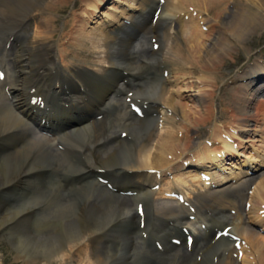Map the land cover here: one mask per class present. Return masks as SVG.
Returning a JSON list of instances; mask_svg holds the SVG:
<instances>
[{"label":"bare ground","instance_id":"1","mask_svg":"<svg viewBox=\"0 0 264 264\" xmlns=\"http://www.w3.org/2000/svg\"><path fill=\"white\" fill-rule=\"evenodd\" d=\"M7 1L0 0L5 36L0 40L5 74L0 80V158H8L0 161V239L10 242L15 258L75 264L71 259L76 254L77 264H264V233L249 225L262 224L264 231V173L247 178L249 171L264 165V143L244 154L246 143L254 140L245 134L262 130L248 128L250 120H264V111L250 113L256 98L259 106L264 102L258 97L264 94L262 61L256 59L257 64H249L234 79L245 81L230 101L237 105L233 116L238 122L229 114L234 107L227 106L223 111L231 122L206 126L207 132L199 125L211 123L215 112L211 89L204 88L206 82L215 87L217 79L202 72L204 58L196 57L201 70L192 66L204 38L197 27H203L206 11L216 14L235 43L256 24L258 12L246 13L235 0H226L227 9L225 0H125L103 14L105 0H80L74 3L79 10L73 35L59 37L73 51L64 66L60 59L66 50L57 51L56 19L49 14L61 13L73 0H12L11 6ZM252 1L264 6V0ZM4 15H13L6 27L3 22L10 18ZM38 16L33 31L23 33ZM145 20L148 24L142 27ZM145 27L149 41L134 34ZM215 33L205 46V59L211 62L219 56H209L229 39L226 33ZM11 37L18 44L6 49ZM83 49L89 59L81 56ZM185 80L195 90L199 109H187L174 98L187 91L188 85L176 89ZM31 89L56 100L48 111L41 109L49 116L68 114L59 111L72 104L84 108L85 118L42 133L29 120L37 108L30 102ZM84 97L91 103L80 104L88 103ZM126 97L143 109L139 117ZM99 175L109 177L116 193L99 182ZM126 188L135 192L130 204L118 193ZM211 225L226 234L215 238ZM176 226L195 235L192 256L181 257L174 250V242L184 245L185 238L173 231ZM145 231L146 239L137 236ZM149 240L163 244V250L147 248Z\"/></svg>","mask_w":264,"mask_h":264},{"label":"rangeland","instance_id":"2","mask_svg":"<svg viewBox=\"0 0 264 264\" xmlns=\"http://www.w3.org/2000/svg\"><path fill=\"white\" fill-rule=\"evenodd\" d=\"M7 1V0H6ZM74 1V2H73ZM72 2L70 1H68V5L66 4V6H65V8H64V10L63 11H61V13H60V11H55V12H51L49 15H53L54 17H55V19H56V24H55V26H56V30H55V33H54V36H53V40L54 41H56L57 42V44H58V52H59V50H66L65 51V53H64V55H61L62 57V59H60V61L62 62L61 64H64L65 62L64 61H66V63L65 64H67V62L69 61V58L71 59V54H72V52L73 51H71V53L69 52V49H67V46H66V44H65V41L67 40V39H65L64 38V40H61L59 37H60V35L62 34V33H64V32H66V33H68L67 34V38L70 36H72L73 35V31H74V29H72V27L74 26L73 24V17L75 16V13L79 10V8H76V5L74 6V3H77L78 1H80V0H73ZM115 1L116 0H106L105 1V3L102 5V7H101V11L100 12H102L103 14H104V11L105 12H109L107 9L109 8L108 6H114V5H120V4H122L121 2H125V0H118L120 3L118 4L117 2L115 3ZM226 1V0H225ZM225 1H223L224 3H225V7L226 6H228L229 7V1L226 3ZM231 1V0H230ZM234 1V0H233ZM8 2V1H7ZM238 3L239 5H241L240 6V8L242 7V8H244V9H242V10H244V11H246V13H251V12H258L257 13V15L256 16H258V17H256V18H258V19H256V24H254V25H252V28L251 29H249L248 31H246V33L245 34H243L240 38H239V40H238V43H235L234 42V40H231L230 38H232V37H229L228 35H230L231 33H230V30L229 29H226L225 30V28L224 27H222L223 25L221 24L222 22L220 21L219 22V18L218 17H216L215 15L216 14H213L214 12H211V11H209V12H205L206 14H208V16H210L211 14H213V15H211L209 18H208V16H206V14L204 13L203 14V17H205V18H203V19H205V21H204V25H203V31H202V28L201 27H197V29H200V31H201V36H204V38L202 39H200V40H202V42L205 44H203L202 42H201V44L202 45H200L201 47L199 48L200 50H198V53L197 54H195V55H193L192 56V60H194V63L192 64V66L194 67H196V69H202L203 67L199 64V61H197V59L198 60H200L201 58H204V62H205V64L203 63V65H204V67L205 68H203L202 69V72L204 73V74H206V75H208V77H210L211 79H217L216 80V82H217V87L218 88H216V86L215 87H212L211 85H210V83L209 82H206V86H205V88L204 89H211V92H212V100L210 99V102H211V104H212V108H213V111L215 112V115H214V118L212 119V121H211V123H208V124H206V123H202V125H199V126H201V130H206V132H207V129H206V126H214V125H216V124H218L217 122H223L224 121V119H225V121H227V122H231L230 121V115L231 116H233V115H235L234 113L235 112H238L237 111V105L235 104V103H230V101H232V99L234 100V98H235V96H234V93H235V89L239 86V87H243L242 85H244V80H238V79H236L235 81H234V79L236 78V76H237V74L239 73V72H241L242 70H244V69H246L247 67H248V65L250 64V63H253V62H255L254 64H251V67H253L255 64H257V60H261L262 61V59H264V6H262V7H259L255 2H253L252 0H235L233 3ZM241 2V3H240ZM248 2V3H247ZM249 2H251V3H249ZM9 5L11 6L12 5V0L10 1L9 0ZM4 4V3H3ZM229 4V5H228ZM243 4V5H242ZM248 4V5H247ZM250 4V5H249ZM123 5V4H122ZM245 6H246V8H245ZM248 6V7H247ZM2 7L3 8H5L4 7V5H2ZM75 8H76V10H75ZM196 8V7H195ZM12 9H13V12H15V10H17L16 8H15V10H14V7H12ZM11 9V10H12ZM226 9H227V7H226ZM247 9V10H246ZM263 9V10H262ZM9 11V13H11L12 11ZM73 10H75V11H73ZM260 10V11H259ZM18 11V10H17ZM189 11V13H188V17H190V10H188ZM73 12V13H72ZM262 12V13H261ZM192 14V13H191ZM1 16H3L2 14H0ZM9 15H11V14H9ZM9 15H4V16H7V18H8V16ZM51 15V16H52ZM46 16H48L47 14H46ZM52 16V17H53ZM186 15L184 16V17H187ZM213 16V17H212ZM261 17V18H260ZM6 18V19H7ZM9 20H5V21H7V22H3V25H5L4 27H6V25L7 26H9L10 24H11V22H10V20L13 18V15L12 16H9ZM37 18H39V19H36L37 21H34V20H30L31 21V23H30V21H29V24H27V26H26V28H25V32L27 33V32H32L33 31V28H35L34 26H35V24H37L38 23V21L40 20V16H38ZM214 18H215V20H214ZM217 18V19H216ZM58 19V20H57ZM188 19H190V18H188ZM188 19H186V21L188 22V24H189V20ZM217 20V21H216ZM258 22V23H257ZM35 23V24H34ZM207 25H206V24ZM211 23H213V24H211ZM261 23V24H260ZM44 24L45 23H43V27H44ZM91 25L93 24V23H90ZM146 24H148L146 21L142 24V27H143V25H146ZM209 24H211L210 26H209V28L207 27ZM206 25V26H205ZM220 25V26H219ZM222 25V26H221ZM64 26H65V28H67V29H65L64 28ZM68 26V27H67ZM79 27V26H78ZM77 27V28H78ZM147 27V26H146ZM143 28V29H137V30H135L134 31V34H136V36H137V39H139L140 37L141 38H143V39H145L146 38V40L148 39V41H149V30H148V28ZM214 27V28H213ZM215 28H216V30L217 31H219V32H222V34H224V33H226L225 34V37H227V39H228V42H227V44H225V47L224 48H222V49H220V50H217V52L216 51H214L209 57H215V56H219V58H217V59H214V60H212V62H211V58H210V61H208L207 60V58L205 59V57H207V55H205L206 54V51H205V49H206V45L208 44V42L209 43H211V38L214 36V34H216L215 32H217L216 30H215ZM221 30H220V29ZM65 30V31H64ZM179 30V29H178ZM210 30H212V31H210ZM214 30H215V32H214ZM252 30V31H251ZM255 30V31H254ZM2 30L0 29V32H1ZM224 31V32H223ZM229 31V32H228ZM205 32V33H204ZM2 33V32H1ZM60 33V34H59ZM203 33H204V35H203ZM209 33H211V34H209ZM228 33V34H227ZM178 35V38H179V36H180V33H177ZM245 35V36H244ZM206 37V38H205ZM56 38V39H55ZM180 38H182V36H180ZM207 38H208V40H207ZM206 39V40H205ZM245 40V41H244ZM205 41V42H204ZM232 41H233V43H232ZM59 42H60V44H59ZM63 42V43H62ZM231 42V43H230ZM243 42V43H242ZM63 45V46H62ZM204 45V46H203ZM235 45H236V47H235ZM238 45V46H237ZM229 46V47H228ZM62 47V48H61ZM64 47V48H63ZM205 47V48H204ZM231 48H233V49H231ZM225 49H226V51H228L229 52V54H228V56H229V58H228V56H227V53L228 52H226L225 51ZM229 49V50H228ZM86 50V51H85ZM83 49L80 53L82 54V53H84L83 55H81L80 53L79 54H77L78 56L79 55H81L82 57L84 56V57H86V58H88L89 59V57H91V54L89 53V51L87 50V49ZM222 51V52H221ZM69 54L68 56L66 55L67 53ZM88 52V53H87ZM202 52V53H201ZM204 52V53H203ZM217 53V54H216ZM222 53V54H221ZM87 54V55H86ZM66 55V56H65ZM197 55H198V57H197ZM64 56V57H63ZM200 56V57H199ZM202 56V57H201ZM232 56V57H231ZM196 57H197V59H196ZM225 57V58H224ZM200 58V59H199ZM222 58V59H221ZM68 59V60H67ZM190 60H191V58H189ZM257 59V60H256ZM196 60V61H195ZM207 60V61H206ZM216 60H218V62H216ZM214 61V62H213ZM226 61H228V62H226ZM64 62V63H63ZM196 62V63H195ZM207 62V63H206ZM223 62V63H222ZM218 63V64H217ZM227 63V64H226ZM65 64H64V66H65ZM195 64V65H194ZM197 64V65H196ZM199 64V65H198ZM208 64H210V65H208ZM224 64V65H223ZM208 65V66H207ZM225 65H227V66H225ZM260 65H262V67L264 68V60L262 61V63L260 64ZM210 66V67H209ZM212 66V67H211ZM215 66V67H214ZM243 66V67H242ZM198 67V68H197ZM200 67V68H199ZM208 68L209 69H212L211 71H212V73H210L211 71L210 70H208ZM221 68V69H220ZM239 68V69H238ZM190 68L188 67V68H186L185 70H183L185 73H186V70L187 71H190L189 70ZM207 70V71H205V70ZM216 71V72H215ZM213 72H215V73H213ZM188 73V72H187ZM218 73V74H217ZM235 73V74H234ZM215 76H214V75ZM218 76H217V75ZM213 75V76H212ZM217 76V77H216ZM222 76V77H221ZM216 77V78H215ZM230 77V78H229ZM232 77V78H231ZM210 79V80H211ZM232 79V80H231ZM188 80V79H187ZM187 80H185V81H187ZM191 79H189V81H190ZM189 81H187V83H182V84H179V83H177L176 84V89H178V88H180V89H183V88H187V85H188V88L186 89L187 91H185V92H181L182 93V95H179L180 97H178V96H176V97H174L177 101H180V104H182L183 103V105L184 106H186V105H188V106H186L187 107V109H190V110H193V109H199V104H197L196 105V101H195V99L193 98V96H192V93L194 92L195 93V90L193 91V90H189V85H190V82ZM209 81V80H208ZM207 83H209L208 84V86H207ZM183 84L185 85V86H183ZM178 85V86H177ZM180 85V86H179ZM207 87V88H206ZM209 87V88H208ZM212 87V88H211ZM230 87V88H229ZM216 88V89H215ZM234 89V90H233ZM184 90V89H183ZM182 90V91H183ZM228 90V91H227ZM226 91V92H225ZM232 91V92H231ZM245 91H247V88H243V92L242 93H244L245 94ZM228 92V93H227ZM185 94V95H184ZM184 95V96H183ZM225 95V96H224ZM181 96H183V97H181ZM186 96V97H185ZM227 97V98H226ZM258 97H261V98H264V96L262 97V96H258ZM195 101V102H194ZM262 101V100H261ZM264 101V100H263ZM259 102V100L257 101V98L254 100V103H253V105H252V109H251V112L250 113H254V112H259V113H261V112H263L264 111V102H261L262 103V105L261 106H259L260 104V102ZM228 103V104H227ZM192 104V105H191ZM224 104V105H223ZM214 105V106H213ZM227 106H233L234 108H233V111L234 112H231V113H226L225 111H223L224 109H226V107ZM259 106V107H258ZM193 107V108H192ZM196 107V108H195ZM215 107V108H214ZM258 107V110L256 109ZM222 108V109H221ZM184 109H185V107H184ZM187 109H185V110H187ZM215 109V110H214ZM212 111V112H213ZM180 113V112H179ZM227 114V115H226ZM178 117L180 118L181 116L180 115H178ZM177 117V118H178ZM233 117H235V122L237 123L238 122V118L236 117V116H233ZM176 118V119H177ZM178 118V119H179ZM256 119H258V118H261V115H257L256 117H255ZM181 119V118H180ZM216 119V120H215ZM178 122H179V120H178ZM216 122V123H215ZM235 122H232V125H235ZM212 124V125H211ZM218 125H220V124H218ZM199 126L197 127V129L199 128ZM217 126V125H216ZM227 126V125H226ZM256 127H258L259 129H262V130H259V131H257L256 133H253V132H248V133H246L245 134V137L246 136H249V138H252V142L250 141V142H248V143H246L247 144V146H245V149H244V154H246L245 152H247V151H250V148H252V147H255V148H257V147H259V144H260V142H262V143H264V120H262V119H260V121H255L254 119H252V120H250V127L248 126V128H256ZM196 129V128H195ZM193 131V130H192ZM191 131V132H192ZM208 135V134H207ZM206 135V136H207ZM264 149V148H263ZM6 158V157H5ZM6 159H8V158H6ZM5 161H7V160H5L4 159V162ZM256 169V168H255ZM255 169H253V171L252 172H250V173H248V177L247 178H253L254 176H256V175H258V174H262V173H264V165L263 166H260L259 167V169L256 171ZM251 176H253V177H251ZM124 200H126L128 203H130V200L129 199H124ZM122 201V200H121ZM250 225V227H253V229H255L256 231H258V233H261V234H263L264 233V231L263 230H261V227H262V224H260L261 226L259 227H255V226H253V225H251V224H249ZM58 234V233H57ZM58 238H59V234H58ZM192 248H195V247H192ZM175 249H179V251L181 252H179L178 251V254H180L181 255V257H183V256H185L186 254H188V255H191L192 256V251H191V248H189V250L187 249V248H185V245H179V247H175L174 248V250ZM91 251H96V247L95 246H92L91 247ZM184 251V252H183ZM190 251V252H189ZM15 250L13 249V247L11 246V244H10V242H8L6 239H4V240H0V264H39V262H35V263H23L20 259H16L15 258ZM180 255H178L179 257H178V260H179V258H181L180 257ZM79 258L76 256V254H74L73 255V257H72V259H71V261H72V263H75V264H77L78 262H79ZM41 263V262H40ZM47 264H61L60 263V261H52L51 263H47Z\"/></svg>","mask_w":264,"mask_h":264},{"label":"water","instance_id":"3","mask_svg":"<svg viewBox=\"0 0 264 264\" xmlns=\"http://www.w3.org/2000/svg\"><path fill=\"white\" fill-rule=\"evenodd\" d=\"M9 43H10V44H14V43H17V42L14 40V38H11V39L9 40ZM145 246H147V248L152 247L150 241L147 242ZM158 250H159V248H158ZM152 263H153V262H152ZM154 264H158V263H155V262H154Z\"/></svg>","mask_w":264,"mask_h":264}]
</instances>
